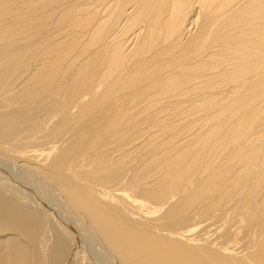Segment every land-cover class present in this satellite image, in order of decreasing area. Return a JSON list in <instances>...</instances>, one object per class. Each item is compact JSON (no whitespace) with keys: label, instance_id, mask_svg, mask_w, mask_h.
<instances>
[{"label":"bare ground","instance_id":"1","mask_svg":"<svg viewBox=\"0 0 264 264\" xmlns=\"http://www.w3.org/2000/svg\"><path fill=\"white\" fill-rule=\"evenodd\" d=\"M0 264H264V0H0Z\"/></svg>","mask_w":264,"mask_h":264}]
</instances>
